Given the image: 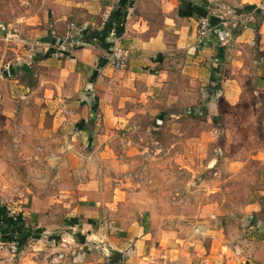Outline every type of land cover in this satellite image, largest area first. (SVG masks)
<instances>
[{"label": "crops", "instance_id": "0c3cea01", "mask_svg": "<svg viewBox=\"0 0 264 264\" xmlns=\"http://www.w3.org/2000/svg\"><path fill=\"white\" fill-rule=\"evenodd\" d=\"M14 1L17 12L5 4L0 20V119L14 118L15 103L39 85L51 107L61 102L71 108L67 117L82 121L80 132L140 135L148 129L138 123L156 117L152 128L168 134L162 121L178 123L183 106L197 104L188 112L198 117L199 104L210 112L222 102L236 105L247 97L245 81L257 89L264 83V0ZM202 16L215 25L207 38L198 35ZM70 21L78 26L69 35ZM66 39L68 56H52ZM118 46L129 51L123 69L110 64ZM50 114L55 121L60 116ZM87 120L97 123L89 129L83 125ZM134 196L139 197L130 194V200ZM40 197L37 192L32 199ZM126 205L130 210L114 213L111 221L84 224L90 233L83 238L64 234L58 242L44 235L16 254L3 250L0 264H50L57 253L64 254L60 264H264V216L241 241L213 230L205 244L156 230L152 211ZM32 210L39 216L35 204Z\"/></svg>", "mask_w": 264, "mask_h": 264}, {"label": "rangeland", "instance_id": "374dc122", "mask_svg": "<svg viewBox=\"0 0 264 264\" xmlns=\"http://www.w3.org/2000/svg\"><path fill=\"white\" fill-rule=\"evenodd\" d=\"M7 3L0 0V20L5 4L15 13L19 8L14 0ZM249 83L243 84L247 97L236 105L222 102L210 112L201 103L198 117L192 115L197 104L183 106L185 115L175 126L162 121L168 134L152 128L158 119L153 117L138 123L148 129L140 135L126 130L108 136L78 131L82 121L67 117L71 108L61 102L51 107L45 87L36 85L30 97L15 103L14 118L0 119L1 227L11 221L29 229L23 249L44 235L58 242L64 234L83 238L90 233L84 224L111 221L114 213L128 212L129 204L138 211L146 206L155 229L176 237L207 244L218 230L233 242L243 240L249 225L264 216V83L258 89ZM51 111L60 114L57 121ZM95 123L83 125L92 129ZM37 192L40 201L32 199ZM8 235L12 240L6 242L19 245L18 233Z\"/></svg>", "mask_w": 264, "mask_h": 264}, {"label": "built area", "instance_id": "2783aa9c", "mask_svg": "<svg viewBox=\"0 0 264 264\" xmlns=\"http://www.w3.org/2000/svg\"><path fill=\"white\" fill-rule=\"evenodd\" d=\"M77 26V23H75L74 21L68 22L66 25L68 34L70 31L75 30ZM214 29L215 25L212 23V20L209 16L200 17L198 22V35L200 38H207L208 36H210L211 32ZM69 44L70 43L68 42V39H66L64 45L59 48L55 56L59 59L64 56H68L65 51L69 49ZM128 56L129 51L123 47L118 46L112 52V55L110 57V64L116 69H123L127 66ZM5 249H8L12 254H16L19 251V245L17 242H6L3 238L0 237V253ZM62 256V254L54 256L52 258V263H56Z\"/></svg>", "mask_w": 264, "mask_h": 264}, {"label": "trees", "instance_id": "16d2710c", "mask_svg": "<svg viewBox=\"0 0 264 264\" xmlns=\"http://www.w3.org/2000/svg\"><path fill=\"white\" fill-rule=\"evenodd\" d=\"M10 222L11 221H9V225L7 228L0 227V231L4 230L5 232V236H3V239L10 240L12 238V237H9L10 235H8V233H10L11 235L14 233H18L21 236V242H19V249H21L22 245L25 244L26 242L27 236L29 235V229H25L23 226L21 227L13 226L11 225Z\"/></svg>", "mask_w": 264, "mask_h": 264}]
</instances>
